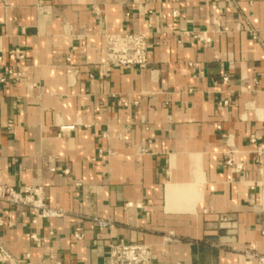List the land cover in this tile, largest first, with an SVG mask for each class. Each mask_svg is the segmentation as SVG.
I'll list each match as a JSON object with an SVG mask.
<instances>
[{"label": "crops", "instance_id": "0c3cea01", "mask_svg": "<svg viewBox=\"0 0 264 264\" xmlns=\"http://www.w3.org/2000/svg\"><path fill=\"white\" fill-rule=\"evenodd\" d=\"M39 1L0 0V184L65 214L0 200V264H109L115 242L154 264H259L264 0ZM217 13L230 31L213 43L186 34ZM119 31L147 34L145 68L103 65Z\"/></svg>", "mask_w": 264, "mask_h": 264}, {"label": "built area", "instance_id": "2783aa9c", "mask_svg": "<svg viewBox=\"0 0 264 264\" xmlns=\"http://www.w3.org/2000/svg\"><path fill=\"white\" fill-rule=\"evenodd\" d=\"M44 0H40L42 4ZM179 15L178 10L173 11V16ZM211 24L215 26L212 30L186 32L195 42H201L204 45H210L215 41L216 35H222L230 31L223 16L219 13L211 18ZM256 38V36H254ZM149 42L147 34L144 32H107L105 34V60L104 66H132L145 68L148 64ZM12 58L24 57L20 50H14L10 53ZM9 73L20 79L22 72H15L13 69ZM228 77L224 76L223 82H227ZM124 104L127 102L124 100ZM221 104L227 105L225 100ZM220 127V126H218ZM264 156V147H258L256 151V162L262 164ZM226 164L235 171H240L242 166L234 164L232 159H228ZM0 200H4L11 205H20L29 207L40 217L54 218L65 214L60 208H55L45 202L39 189L26 188L24 191H18L9 184H0ZM101 227L113 226L110 220L98 219ZM5 221L0 216V226ZM34 240H38L35 233L31 235ZM246 257L255 260L259 264H264V255L249 249L245 252ZM109 264H154L153 250L149 244L141 242H119L109 244ZM15 258L4 245L0 244V261L14 262Z\"/></svg>", "mask_w": 264, "mask_h": 264}]
</instances>
